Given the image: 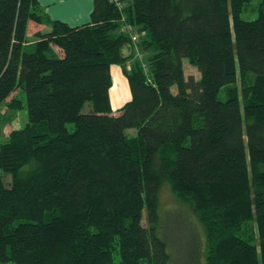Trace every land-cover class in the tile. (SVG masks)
I'll use <instances>...</instances> for the list:
<instances>
[{
	"label": "trees",
	"instance_id": "1",
	"mask_svg": "<svg viewBox=\"0 0 264 264\" xmlns=\"http://www.w3.org/2000/svg\"><path fill=\"white\" fill-rule=\"evenodd\" d=\"M254 1L94 0L73 26L39 0H0V107L28 112L0 146V264H173L172 212L194 226L197 264H264ZM31 22L50 28L32 39ZM113 65L132 90L116 111ZM165 182L180 207L160 205Z\"/></svg>",
	"mask_w": 264,
	"mask_h": 264
},
{
	"label": "rangeland",
	"instance_id": "2",
	"mask_svg": "<svg viewBox=\"0 0 264 264\" xmlns=\"http://www.w3.org/2000/svg\"><path fill=\"white\" fill-rule=\"evenodd\" d=\"M258 3H259L258 0H255L252 3V6L258 5ZM256 17H257V13H254V14L244 13L243 14V18L247 20L255 19ZM36 26L37 25L33 23V25H31L30 27V33H31L30 37L32 39L34 38V33L35 31H37L36 29L38 28V26L37 28ZM47 26L48 28H50L49 25ZM45 28L41 27L42 30H45ZM185 74L186 76L193 75L195 78L200 77V73L198 69L194 67L193 65H191L188 62V60H185ZM174 91H176V88L174 89ZM15 95H17V97L21 96L20 93H17ZM220 97L222 99L226 98L225 89L221 91ZM24 101L26 103L25 96H24ZM0 119L4 125V134L0 136V146H1V144L7 140L9 133L13 129L24 127L28 123L27 108L25 106V108L21 110H12V109H9L6 104H3L0 107ZM72 127L73 126H70V128ZM8 181H10V179H8ZM159 201L163 209H170V208L181 206V204L178 201V198L174 195L170 186L166 182L162 185L160 189ZM160 215H161V220H162V212L160 213ZM166 219H167L165 221L166 224L163 227V230L164 232H166L165 236L168 239V249L170 253H171L170 245L172 244L173 246L172 250H173L174 258L172 259L171 263L173 264H197V261L198 263H200L199 243L197 239V234H195L193 230L194 226L191 227V225L193 224H191V222L185 221L186 218L184 216L179 217L177 212H172V214H170L168 218ZM143 224L145 226L148 225L146 214H144ZM203 264H204V260H203Z\"/></svg>",
	"mask_w": 264,
	"mask_h": 264
},
{
	"label": "crops",
	"instance_id": "3",
	"mask_svg": "<svg viewBox=\"0 0 264 264\" xmlns=\"http://www.w3.org/2000/svg\"><path fill=\"white\" fill-rule=\"evenodd\" d=\"M51 19H58L73 26L82 25L91 19L94 0H39ZM30 25H33L31 22ZM37 25V24H36ZM40 31L49 29L46 24L37 25ZM36 26V28H37ZM41 27L45 28L42 30ZM113 85L110 89L113 110H118L132 98V90L127 76L120 65L111 67Z\"/></svg>",
	"mask_w": 264,
	"mask_h": 264
},
{
	"label": "built area",
	"instance_id": "4",
	"mask_svg": "<svg viewBox=\"0 0 264 264\" xmlns=\"http://www.w3.org/2000/svg\"><path fill=\"white\" fill-rule=\"evenodd\" d=\"M119 5L121 6L120 3H119ZM121 7H122V6H121ZM122 30H123V32H125V33L131 35V37L133 38V41H135V42L138 41V39H139V35H138L137 33H135L133 26L128 25V24H125V25L123 26ZM138 54H139L138 57H139L140 59H142L143 55H140V53H138Z\"/></svg>",
	"mask_w": 264,
	"mask_h": 264
}]
</instances>
